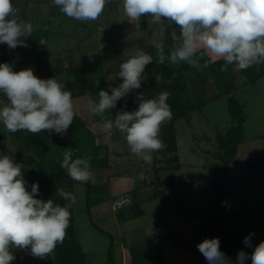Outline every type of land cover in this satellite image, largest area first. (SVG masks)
Here are the masks:
<instances>
[{"label": "clouds", "instance_id": "1", "mask_svg": "<svg viewBox=\"0 0 264 264\" xmlns=\"http://www.w3.org/2000/svg\"><path fill=\"white\" fill-rule=\"evenodd\" d=\"M112 0H53L61 13L80 22L97 20ZM128 21L151 17L150 24L171 28L172 51L165 55L162 45L157 46V63L168 60L172 64L186 62L200 70L204 55L225 61L221 71L234 65V71L264 63V0H121ZM12 0H0V44L9 49L27 47L26 38L32 36L33 25L17 18ZM178 26V31L177 27ZM199 53V55H198ZM153 62L151 55L138 48L134 55L119 65L122 83L109 91L98 92V102L90 100L89 109L104 117L117 102L147 80L145 67ZM203 67H208L205 61ZM156 83L162 76H155ZM0 122L10 133L27 131L33 135L48 130L64 134L72 125L75 111L72 93L65 90L55 78H38L33 70L13 71L9 63H0ZM89 97L92 93H88ZM169 92L155 98L137 94L138 109L120 111L114 119H105L104 126L124 134L130 152L146 163L152 162V153L167 145L160 138L161 125L172 118L167 99ZM91 157L73 159L71 148L63 153L61 167L78 182L92 178ZM24 165L16 163L11 155L0 156V264L15 260L13 249H30L34 257L45 258L57 244L63 243L70 223L69 209L76 196L63 188L57 194L67 203L60 206L52 199L35 198L38 183L27 190L28 182L22 175ZM130 197L125 198L129 202ZM251 235L244 245L251 247ZM209 264H232L231 258L220 250L219 238L204 239L197 245ZM264 264V241L249 254L241 250L237 264Z\"/></svg>", "mask_w": 264, "mask_h": 264}, {"label": "rangeland", "instance_id": "2", "mask_svg": "<svg viewBox=\"0 0 264 264\" xmlns=\"http://www.w3.org/2000/svg\"><path fill=\"white\" fill-rule=\"evenodd\" d=\"M119 1L121 0H112L115 3H119ZM12 3L17 10V18L32 23L33 33L32 36L26 38L27 47L18 46L15 49H9L6 44H0V50H3L5 57L15 64L17 70L30 68L34 74L37 73V60H47L49 65H56L58 58H61L64 63V60H67V65L70 68L65 71L64 77H88L93 83L91 86V92L93 93L98 92V85L103 83V77L100 79L96 78L102 70L107 76L109 74L108 79H106L109 83H113L115 78L108 73V62L106 63V60L103 61L104 58L94 61V58L91 57V46L89 48L85 47L91 39H96L95 42H97L94 44V49L98 50L99 46L104 49L107 48L109 42L104 32L108 30L112 37H114L113 41L110 40L113 45L109 43L108 49L113 51L115 57V54H118V56L126 55L123 54L126 48L128 50L136 46L138 48L142 46L146 48L145 45L148 43V40L145 41L142 37L141 39L143 40L140 41L141 39L139 38L142 30L147 33H145L147 36L153 34V31L148 26L150 24L142 20L137 24L138 27L137 25L128 26L129 30L126 29L125 31L124 27L131 21H128L124 15L122 3L119 4V10H112V12L105 6L100 17L91 22L76 21L64 14H60L61 11L57 10L56 12H59V14L56 13L54 19H52L53 21L51 20L52 28L50 29L46 27V23L49 22V16L48 11L45 10V6L50 7L53 5V8L55 6L56 10L57 6L53 3V0H12ZM59 21L61 22L60 25L57 23ZM98 21L101 22L99 23ZM109 25L110 29H108ZM169 30H171L170 27ZM99 33L101 35V43L99 38H97ZM123 33L125 38L122 37ZM132 37H137L140 40L136 39L134 43H130L129 38ZM121 38L126 41L129 40L127 47L119 43V39ZM121 58L116 62L117 66L127 59L125 56ZM87 61L90 62L89 66L85 65L88 63ZM205 61L201 59L200 64L203 66ZM68 62L71 64H68ZM0 63H8L4 57L2 58L1 53ZM79 63L81 65L77 66ZM212 66L213 64L208 62V67H203L200 71L204 75H211L215 72L217 78H221V70H219L221 69V64L215 70H212ZM118 80H122V78ZM210 80L212 81L211 87L212 85L215 86L214 79ZM224 81L223 87H221V81L214 87L219 92V95L212 97L215 94L210 91L206 95L208 98L205 96L208 101L202 104L201 110L192 113L191 123L185 118H182L179 122L178 154L181 156L183 165L176 172V181L179 183L178 192L185 199L186 203L192 207L194 213L196 212L195 214L208 215L210 213V203L218 196V192L211 186V179L225 173L229 189L227 194L223 196L222 209L227 213V222L234 224V220L228 212L241 210L243 217L237 225H239L243 239L252 234L251 242L253 240L264 241V175L252 172L248 168L249 165L253 164L255 159L259 158L258 155H254L255 153H264V77L255 85L258 89L243 86L235 90L239 99L245 103L248 117L245 122V138L239 146L236 158L227 169L222 158L218 156L219 150L217 148V134L225 132L232 124L231 115L228 111V94L226 93L228 81L226 79ZM229 81H234V79H229ZM188 94L189 96L187 95V97L191 98V102H200L199 97L194 95L193 90ZM0 100H4L2 94H0ZM77 117L75 114L74 119L76 122ZM23 132L31 134L27 131ZM43 133L44 131L36 134L41 138L42 142L38 144L39 147L42 148L43 144L50 145L48 156L58 159L60 162L63 160L64 151L69 148L73 150L74 147L72 148V146L77 144L74 139H55L48 135H43ZM32 136L34 135L32 134ZM25 144V141H19L15 134L8 132L3 123L0 122V156L11 155L16 163L24 165L22 175L28 182L27 190L30 192L31 166L22 154V148L25 147ZM123 145L127 151L130 150L127 143ZM24 150L30 155L37 156L33 147ZM80 151L77 155L78 158L91 157L90 165H92V156L88 152H85L84 149ZM153 154L152 162H154ZM118 158L120 162L118 168L122 174L131 173L132 175H137L138 172L149 168L148 165L142 164L143 159L138 158L134 154L130 155L128 152ZM171 172L172 169L162 170V177H170ZM88 182L76 181L74 187L77 239L86 253L89 264H107L111 238L103 232V227L99 225L100 223H96L91 215H89V206L87 205ZM138 187L137 198L141 194L147 192L150 194L154 190L151 186L146 190L143 187V182L139 183ZM97 190L98 187L93 186L91 188V193H94L93 196L98 193ZM226 198L229 199L228 206L225 202ZM12 251L16 258L11 264H58L53 252L41 259L32 256L30 249H13Z\"/></svg>", "mask_w": 264, "mask_h": 264}, {"label": "crops", "instance_id": "3", "mask_svg": "<svg viewBox=\"0 0 264 264\" xmlns=\"http://www.w3.org/2000/svg\"><path fill=\"white\" fill-rule=\"evenodd\" d=\"M120 3L121 1H119V3H109L106 5V8H108V10L110 9L111 12L112 10H119ZM45 10L48 11L49 16V22L46 23V27L50 29L52 28L51 20L54 19L56 13L59 14V12L56 11H59L60 9L56 7L55 10V6L53 8L52 5L50 7L45 6ZM60 14L62 13L60 12ZM150 19V17L143 16L138 21H131L128 25L126 24L127 26L124 27L125 31L126 29L129 30L128 26H135L140 23L141 20L147 24H150L148 22L150 21ZM98 22L100 23L101 21ZM57 23L58 25L61 24L60 21ZM148 26L153 31V34L147 36L145 35L146 32L142 30L140 34L141 36H139V38L141 39L143 37L145 41L148 40V43L145 45L146 48H143V46L141 48L146 51L151 46L157 49L158 45H162L164 51L167 52V55H169L172 51L173 40L171 39V30H169V26L167 25V23H165L164 25L150 24ZM173 27H177L178 31V26ZM108 29H110V25L108 26ZM104 34L107 35V41L112 44L110 40L113 41L114 37H112L108 30H106ZM100 37L101 35L99 33L97 38H99L101 43L102 40ZM122 37L125 38L124 33L122 34ZM123 38L119 39V43L123 46L125 45L126 47L129 45V40L131 41L130 43H134V41H136L137 39V37H132L129 38L128 41H126L123 40ZM139 38L137 40H140ZM93 40L94 39H91L89 44H87L85 47L89 48L91 46L90 48L92 49L90 50V54L91 57L94 58V61H97L98 59L102 60V58H104L103 61L106 60L105 62H108V73H110V75L115 78L113 83H109V81L106 80L108 79L109 74L107 76V74H105L102 70L96 76V78L100 79L103 77L106 82V87H104L103 83L101 85H98L99 92L101 89H110V86L113 87L123 82L122 80H118L120 78L118 76L119 66H117L116 62L122 59L121 57L123 56L128 59L129 57L134 55L138 47L136 46L130 50L126 48L123 51V54L126 55L118 56V54H115L114 57L113 51H111V49H108V42L107 48L104 49L99 46L100 48H98L97 50L94 49V44L97 43L95 42L96 39L94 41ZM142 40L143 39H141L140 41ZM202 60H206L209 63H212V70L216 69L214 65L216 62L223 61V59L212 58L207 55H204ZM64 61L66 63H64L66 71L70 67L69 65H67V60ZM89 63L90 62L85 65H88ZM68 64L71 63L68 62ZM80 65L81 63H79V65L77 66ZM174 65L175 67H177V69L182 70L186 75L187 82L189 84V91L185 94L186 99H191H189L187 95L189 96L188 93H191L192 90L194 92V95H197L200 101L203 102L208 101V96L206 95L210 91L215 94L212 97H216L217 95H219V92L214 89V87L218 85L217 74H215V72L211 75H204L200 70L189 66L186 62H180L179 64ZM202 68L203 66L201 65L200 69ZM231 68V75L229 78H231L232 80L234 79V81L231 82L229 88L235 87V90H237L243 86H247V88L258 89V87H255V85H257V82L260 81V79H262L264 75H262L254 85L250 86L248 84V77L242 72V70L234 71V65H232ZM142 75H145V70L144 74ZM77 78L88 77H64L63 81L67 79ZM209 79H214L213 81L215 83V86L212 85L211 87L212 81H209ZM56 80L59 82L57 78ZM60 83L63 84L62 81ZM212 88L214 89V92ZM98 92H90L92 93L91 97H89L88 93L72 97L74 111L75 114L80 118V122H72V125L64 134H57L55 132L44 130L43 135H48L55 139H74L77 144L72 146V148L74 147L72 151L75 152L73 154V159L78 158V153L83 149L85 152H88L93 159L95 157L98 158L97 162L94 164L93 161L90 167L92 178L88 182L89 189L87 190V205L89 206V215H91L92 219L96 223H100L99 225L103 227V232H105L108 236H110V238L113 239L115 263L205 264L203 262V256L198 250L197 245L204 239H208L207 234L204 232L200 224L201 217L207 215L195 214L196 212L194 213L192 207L188 203H186L185 199L179 194V183L176 181V172L181 167L176 170H172L171 174L173 173V176H171L168 182L164 183L160 182L161 180H159L156 174V168L160 165L159 162H156L157 160H154V162L147 164L145 161H142V164L148 165L149 168L145 171L138 172L137 175H132L131 173L122 174L121 170L118 168L120 165L118 157H122L125 153L127 154V152L130 155L132 153L130 152V150L127 151L125 146L123 145L124 143H126L124 134L120 133L115 128L110 131L106 129L104 126V120L114 119L116 114L120 111L131 112L134 110H125L116 106L115 108L110 109L108 112H106L103 118L94 115L90 111L88 105L90 100H95L98 102ZM257 92H259V90H257ZM205 96L207 98H205ZM179 122L180 120H178L175 125L178 152ZM155 153L156 152H154L153 157L155 156ZM254 155H258V157L264 162V153L258 152ZM179 157L182 166L183 163L180 154ZM161 171L159 173H161ZM259 174L264 175V172ZM141 182H143V187L146 190H148L149 186L153 187L154 190L150 194H148L147 192L145 194H141L137 198V189L139 188L138 185ZM93 186L98 187V193H96V195L94 196V193H91V188ZM125 194L131 197L132 202L127 203L123 206H116L117 198L120 195ZM225 202L228 206L229 199L226 198ZM95 222L94 224H96Z\"/></svg>", "mask_w": 264, "mask_h": 264}, {"label": "trees", "instance_id": "4", "mask_svg": "<svg viewBox=\"0 0 264 264\" xmlns=\"http://www.w3.org/2000/svg\"><path fill=\"white\" fill-rule=\"evenodd\" d=\"M145 52L153 58V62L145 67L147 80H143L139 89L133 90L122 100L118 101L116 106L125 110H137L139 103L137 100L138 93H143L145 98H155L159 93L165 91L170 93L167 103L170 106L172 118L161 125L159 134L167 147L157 151L154 156V160H157L156 162H163L156 168V174L159 180H161L160 182L164 183L169 181L171 176H173V173L170 177L163 178L161 173H159L161 170H176L181 167L175 128L176 122L182 118H185L190 122L192 113L201 110L204 102L200 101L195 103L186 99L185 94L189 91V84L186 75L168 60H166L164 64L157 63V49L155 47L151 46ZM0 53L2 58L4 57L5 61L13 66V71H19L16 69L15 64L5 57L3 50H0ZM164 53L167 56V52L164 51ZM36 63V74L39 77H54L57 78L59 82L62 81L65 90L70 91L72 97L91 92V86L93 83L89 78L67 79L63 81L65 64L61 58H58L56 65H49L47 60H37ZM224 63L223 60L221 62H216L214 65L217 69L220 64V67H222ZM231 67L232 65H229L227 71H221V78H217V81H219L218 83L221 81V87L224 86L225 79L228 81L226 93L228 94V111L231 115L232 121V124L225 132H219L217 134L218 156L222 158L226 169L236 158L239 146L245 138V122L248 117L245 103L242 102L236 92H234L236 88H229L232 82L229 81V79H231L229 78L231 75ZM242 72L248 77V84L250 86L254 85L259 78L264 75V63L253 65L246 70H242ZM155 76H162V80L156 83ZM103 85L106 87L105 79H103ZM106 90L109 91L110 94V89ZM5 99L6 98H4V100ZM74 121L75 119H73V122ZM80 121V118L77 117V122ZM14 134L19 141L23 140L26 142L24 145L25 147L22 148V154L25 156L27 163L31 166L30 185L33 183H38L39 185V195L35 198L44 201L52 199L54 203H57L60 206H65L67 201L57 194V189L63 188L65 191L71 192L75 195L74 187L76 180H73L68 172L61 167V162L58 161V159L48 156L50 145L43 144L42 148L39 147L38 144L42 142L41 138L37 135L32 136V134H25L23 131H18ZM29 147L35 149L37 156L25 152L24 149ZM97 160V157L93 159L94 164ZM248 168L252 172L258 174L263 173L264 162L259 158L255 159L253 164L249 165ZM211 186L218 192V196L210 203V213L207 216L201 217L200 224L204 232L207 234L208 239L219 238L220 250L225 253L226 256L231 258L232 264H237L236 257L239 251L243 250L250 256L254 247L261 241L253 240L251 242V247H246L244 245V239L240 233L239 225H237L243 217L241 210H232L228 212L231 214L234 224L227 222V213L222 209L223 196L227 194L229 189L227 187L226 174L224 173L212 178ZM75 204L69 209L71 216L66 237L63 243L57 244L53 251L58 264H89L86 253L77 239ZM113 250L114 242L111 238V243L108 249L107 264H116ZM203 262L209 264L204 256ZM245 264H251V259L246 260Z\"/></svg>", "mask_w": 264, "mask_h": 264}, {"label": "built area", "instance_id": "5", "mask_svg": "<svg viewBox=\"0 0 264 264\" xmlns=\"http://www.w3.org/2000/svg\"><path fill=\"white\" fill-rule=\"evenodd\" d=\"M126 197H130L129 195H127V194H125V195H120L118 198H117V200H116V206H123V205H125V204H127V203H130V202H132V199L129 201V202H125V198ZM131 198V197H130Z\"/></svg>", "mask_w": 264, "mask_h": 264}]
</instances>
